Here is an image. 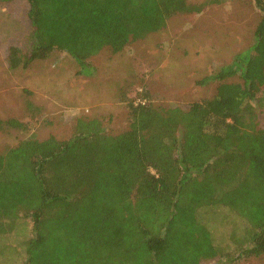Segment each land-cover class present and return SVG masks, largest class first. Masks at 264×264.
Wrapping results in <instances>:
<instances>
[{
  "label": "trees",
  "instance_id": "obj_1",
  "mask_svg": "<svg viewBox=\"0 0 264 264\" xmlns=\"http://www.w3.org/2000/svg\"><path fill=\"white\" fill-rule=\"evenodd\" d=\"M12 0H0L6 4ZM29 48L11 69L62 53L89 76L103 49L162 30L217 0H25ZM253 44L203 78L210 98L178 107L128 104V127L79 116L66 140L24 139L0 153V236L32 223L24 264H201L264 256V0ZM146 97V95H143ZM32 121L40 107L24 101ZM29 124L0 118V132ZM211 213V216L208 214ZM234 222L225 241L211 220ZM215 232V233H214ZM236 256L233 258V256Z\"/></svg>",
  "mask_w": 264,
  "mask_h": 264
},
{
  "label": "rangeland",
  "instance_id": "obj_2",
  "mask_svg": "<svg viewBox=\"0 0 264 264\" xmlns=\"http://www.w3.org/2000/svg\"><path fill=\"white\" fill-rule=\"evenodd\" d=\"M27 10L25 0L0 5V118L29 124L25 132H0V153L24 139L53 136L66 140L79 116L101 118L106 131L121 133L128 127L127 106L139 94L154 106L183 110L210 98L216 84L202 85L201 80L251 47L261 16L251 0H217L198 14L172 16L162 30L130 42L120 53L103 49L90 60L92 74L79 76L76 64L57 52L25 69L9 67L10 48L22 52L29 48ZM26 99L42 110L35 122L24 109ZM257 113L259 127H263L264 108ZM215 217L211 223L218 226L215 232L220 243L234 220L221 221L224 213ZM31 226L29 219L20 220L16 231L0 236V264H24L22 241L30 235ZM225 264H264V256L226 260Z\"/></svg>",
  "mask_w": 264,
  "mask_h": 264
},
{
  "label": "built area",
  "instance_id": "obj_3",
  "mask_svg": "<svg viewBox=\"0 0 264 264\" xmlns=\"http://www.w3.org/2000/svg\"><path fill=\"white\" fill-rule=\"evenodd\" d=\"M145 103H146V100L141 96V94H139L132 100V104L134 106H139V105L143 106L145 105Z\"/></svg>",
  "mask_w": 264,
  "mask_h": 264
}]
</instances>
